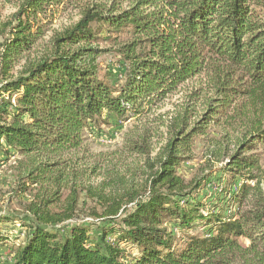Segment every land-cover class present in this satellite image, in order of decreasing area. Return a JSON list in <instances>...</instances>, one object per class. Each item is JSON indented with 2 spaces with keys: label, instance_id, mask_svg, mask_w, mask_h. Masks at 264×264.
<instances>
[{
  "label": "trees",
  "instance_id": "obj_1",
  "mask_svg": "<svg viewBox=\"0 0 264 264\" xmlns=\"http://www.w3.org/2000/svg\"><path fill=\"white\" fill-rule=\"evenodd\" d=\"M189 86L168 120L91 153ZM263 145L264 0H17L0 18V165L29 197L0 215V264H264Z\"/></svg>",
  "mask_w": 264,
  "mask_h": 264
},
{
  "label": "rangeland",
  "instance_id": "obj_2",
  "mask_svg": "<svg viewBox=\"0 0 264 264\" xmlns=\"http://www.w3.org/2000/svg\"><path fill=\"white\" fill-rule=\"evenodd\" d=\"M83 2L87 0H82ZM17 0H0V18L1 20H6L12 15L15 11ZM74 10H69L64 14L63 16L59 17L55 24H53L50 28V31L46 34V37L44 38L43 42L40 44V48L44 49L46 47V43L48 41V38L53 33L52 31L60 30L62 27H66L70 23V18L68 17V13H72ZM101 48L104 49H113L110 45L107 44H101ZM118 57H115L114 54H105L99 58L100 67H102L103 70L106 69H117L118 67ZM189 87H185L180 93L176 95L170 96L162 106L161 109L154 110L147 118L139 119V120H128L125 123H123L122 127L114 134L111 132L113 131V128L104 126L102 127V134L98 136H94V138H91L89 140L90 145V151L92 154L97 155L99 153L103 154H110L112 155L113 152H116L117 150L121 149L122 142L124 135L127 131L133 130L135 131V128H141L146 124L147 121H153L156 118H159L161 115L163 118L168 120L167 116L171 115V113L174 111L175 106H179L187 94ZM155 124V123H154ZM164 128L159 129V138L163 139L164 137ZM111 135L114 138H110ZM216 135V133H210L209 136ZM206 147H207V141L206 139H194V148H193V159L188 161L187 163H184L179 170V174L186 180L190 181L193 178L199 176L202 174L206 160ZM258 153H260L261 158V165L264 169V145L259 146L256 150ZM16 162L14 158L11 159L10 162L7 164L3 163L0 165V215H11L16 217H23L24 215L29 216L25 211V207L27 203L29 202V197L20 196L15 193L16 191ZM263 189H264V182H263ZM81 221H91L90 218H80L78 222ZM241 243L245 246L249 244L247 240H241ZM4 260L9 258V252H4L3 254Z\"/></svg>",
  "mask_w": 264,
  "mask_h": 264
}]
</instances>
